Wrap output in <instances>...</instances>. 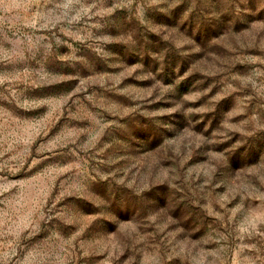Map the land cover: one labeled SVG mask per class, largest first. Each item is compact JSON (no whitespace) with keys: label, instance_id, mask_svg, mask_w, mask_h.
Instances as JSON below:
<instances>
[{"label":"rangeland","instance_id":"374dc122","mask_svg":"<svg viewBox=\"0 0 264 264\" xmlns=\"http://www.w3.org/2000/svg\"><path fill=\"white\" fill-rule=\"evenodd\" d=\"M0 264H264V0H0Z\"/></svg>","mask_w":264,"mask_h":264}]
</instances>
